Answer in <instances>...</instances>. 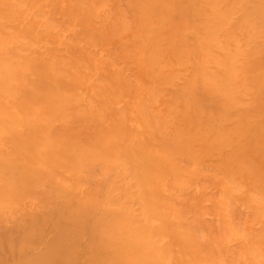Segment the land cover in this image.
<instances>
[{
    "label": "bare ground",
    "instance_id": "6f19581e",
    "mask_svg": "<svg viewBox=\"0 0 264 264\" xmlns=\"http://www.w3.org/2000/svg\"><path fill=\"white\" fill-rule=\"evenodd\" d=\"M0 264H264V0H0Z\"/></svg>",
    "mask_w": 264,
    "mask_h": 264
}]
</instances>
